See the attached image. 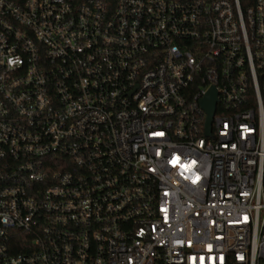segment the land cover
<instances>
[{"label": "built area", "instance_id": "obj_1", "mask_svg": "<svg viewBox=\"0 0 264 264\" xmlns=\"http://www.w3.org/2000/svg\"><path fill=\"white\" fill-rule=\"evenodd\" d=\"M0 264H264V0H0Z\"/></svg>", "mask_w": 264, "mask_h": 264}, {"label": "water", "instance_id": "obj_2", "mask_svg": "<svg viewBox=\"0 0 264 264\" xmlns=\"http://www.w3.org/2000/svg\"><path fill=\"white\" fill-rule=\"evenodd\" d=\"M217 102V92L212 87L206 93L205 97L201 100V105L207 113L206 119V133L209 134L210 124L215 110V105Z\"/></svg>", "mask_w": 264, "mask_h": 264}]
</instances>
